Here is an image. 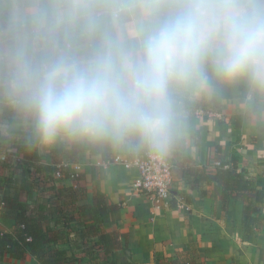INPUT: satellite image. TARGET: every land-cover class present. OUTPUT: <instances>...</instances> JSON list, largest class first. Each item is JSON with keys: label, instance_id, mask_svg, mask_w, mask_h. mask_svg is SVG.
Returning <instances> with one entry per match:
<instances>
[{"label": "clouds", "instance_id": "obj_1", "mask_svg": "<svg viewBox=\"0 0 264 264\" xmlns=\"http://www.w3.org/2000/svg\"><path fill=\"white\" fill-rule=\"evenodd\" d=\"M209 69L264 88V0H165L133 47L106 43L83 61L8 54L0 90L31 114L44 145L134 140L164 156L180 122L174 87L206 86Z\"/></svg>", "mask_w": 264, "mask_h": 264}, {"label": "crops", "instance_id": "obj_2", "mask_svg": "<svg viewBox=\"0 0 264 264\" xmlns=\"http://www.w3.org/2000/svg\"><path fill=\"white\" fill-rule=\"evenodd\" d=\"M87 1L73 0L78 7ZM121 1L125 3V0ZM162 1L156 0L152 13ZM144 2H140V6ZM0 10L8 16V22L0 25V42H6L7 32L12 28L40 31L46 26L49 10L55 14L57 23L73 17L72 9L62 8V0H0ZM114 18L119 26L116 14ZM137 21L134 18L124 27L129 31ZM98 24L103 34L101 20L96 17L94 25L97 31ZM85 48L81 46L75 50ZM214 93L221 95L220 108L211 101ZM177 94L178 97H175V93L174 97L180 99L179 104H182L177 105L180 112L177 136L185 139V150L179 152L175 145V149L167 153L179 160L173 169V201L177 203L179 197L183 199V192L192 200L187 202L183 199L176 206H172V201L169 206L156 208L136 186L140 176L138 167L125 166L121 162L109 163L100 154L85 151L79 155L78 162L87 177L81 183L89 187V200H92V175L93 167H96L107 201L122 203L119 229L127 233L132 259L138 264H152L156 258H165L168 262V259L173 261L195 255L198 256L195 264H264V226L252 234L245 233L242 227L245 203L232 200L228 211L224 212L222 200L216 194V183L201 180L198 188H192L193 175H183L181 166L182 155L194 160L200 169L208 165L207 171L215 170L216 158L232 157L237 159L239 169L254 180L257 187H264V88L254 86L247 80L226 83L214 75L209 76L206 86L196 80L183 83ZM185 120L189 122L185 123ZM188 128L194 130V134ZM76 140L79 138H61L50 148L68 145ZM32 144L38 147L41 156L43 147L49 148V145H42L39 139ZM46 150V153H51L50 149ZM143 153L135 152V155ZM114 154H118L117 149ZM127 154L133 156V152ZM69 165L75 171V163ZM12 175L0 173L2 179ZM63 180L67 184L76 183L71 179ZM3 193L8 194L9 189L4 187ZM14 229V220L2 217L0 206V232H12ZM114 256L119 261L127 258L124 250L117 251ZM3 260L7 264H39L31 255L27 256L25 262L7 256Z\"/></svg>", "mask_w": 264, "mask_h": 264}, {"label": "trees", "instance_id": "obj_3", "mask_svg": "<svg viewBox=\"0 0 264 264\" xmlns=\"http://www.w3.org/2000/svg\"><path fill=\"white\" fill-rule=\"evenodd\" d=\"M144 1L147 0H125V3L121 0H88L78 7L73 0H62V8L72 9L73 17L57 23L53 11L47 12L46 26L37 32L39 39L38 49L33 54L34 62H55L78 56L90 59L106 43L135 46L138 38L126 34L119 38L114 14L118 25L124 27L137 17L140 2ZM163 3L165 0L160 6ZM96 17L101 20L103 34L95 28ZM81 46L86 48L75 50ZM209 76H214L210 69ZM211 101L220 108V93H214ZM15 112L19 116L27 113L19 104ZM190 132L194 134V130L190 129ZM12 141L6 146L4 161L7 159L8 167L14 165V171L12 176L3 179L0 176V206L1 216L14 220L15 229L0 232L1 259L7 256L24 260L31 255L39 264H138L132 259L127 233L119 229L122 203L107 201L96 167H93V193L89 200V187L81 183L86 181V174L76 175L67 166L78 163L79 155L85 151L100 154L104 161H109L116 151L115 142L79 139L59 145L51 150L55 160L46 163L29 136ZM175 145L183 152L185 139L177 136L172 150ZM170 160L174 166L179 164L175 157ZM216 161L221 165L214 171H207L208 165L200 169L194 160L182 155L183 175H193L192 188H198L201 180L216 183V194L222 200L224 212L228 211L232 200L243 201V230L247 235L254 233L263 221L264 187H257L255 181L239 169L237 159L218 157ZM63 179L76 183L59 184ZM4 187L9 189L8 194L3 193ZM181 196L187 202L192 200L185 192ZM176 204L172 202V206ZM119 250L126 251V260L115 258L114 254ZM196 257L182 261L175 259L171 263L195 264Z\"/></svg>", "mask_w": 264, "mask_h": 264}, {"label": "rangeland", "instance_id": "obj_4", "mask_svg": "<svg viewBox=\"0 0 264 264\" xmlns=\"http://www.w3.org/2000/svg\"><path fill=\"white\" fill-rule=\"evenodd\" d=\"M155 6H156V0H149L147 2H144L142 6H139L138 16L135 17L136 20H138L137 23L133 24L132 27L129 29V31L125 27L118 26L119 38L120 39L123 38L125 34L127 36L132 34L131 36H134L138 38V40H140L144 30L147 29L151 24V15H152L151 11ZM6 21L8 22V16L6 17V13L0 10V25L6 23ZM97 27H98V32L102 34V30L100 29L99 24L97 25ZM15 29L16 28H12L11 30H8L7 32L8 38L6 39V42H0V68L3 67V63L6 60L8 54L21 53L34 61L33 54L38 49L37 40L39 39V37L37 36V32H32L30 30L23 31V30H19V29L15 30ZM64 60L83 61L84 59L78 56L77 58H67ZM182 86L183 84L174 87L173 91H175L174 92L175 97H178L177 93L182 88ZM179 100L176 99L177 105L182 106V104H179ZM16 106L17 103H14L11 98H9L6 94L3 93L2 90H0V173L1 175H11L13 174L14 171L13 170L14 165L8 167L5 162L7 159L4 161V158L6 157V153H5L6 146H8L12 140H13L12 142H17L18 140L22 138L25 139L29 136L32 143L33 142L37 143V140L39 139L35 130V124L31 114L27 112L26 114L19 116L15 112ZM64 141L66 140H63V143H66ZM50 146L51 145H49V148L46 149L51 150L52 148H50ZM46 149L44 147L42 149L43 150L42 161L46 163H52L55 160V158L52 157L51 153L48 152L46 153L47 151ZM116 149L118 153H123L124 155L125 153L127 154L132 152L142 153L147 150L146 148L140 147L137 144V142L134 140H130L123 143H116ZM166 155L169 157V159L171 158V156H169L168 154ZM75 164H78L81 167V164L79 162ZM67 166L71 168L69 164ZM80 172H82L81 169L78 171V173ZM61 183H64V180L59 182V184ZM262 218L263 221L259 229L262 228V226H264V212L262 213ZM124 252L126 253V251ZM26 259L27 257L23 261L25 262ZM181 259H183V257H180V260ZM166 261L167 260H165V258L164 259L156 258L154 259L152 264H172L171 263L172 259L170 260L168 259V262ZM0 264H7V261L0 259ZM178 264H180V262H178Z\"/></svg>", "mask_w": 264, "mask_h": 264}, {"label": "built area", "instance_id": "obj_5", "mask_svg": "<svg viewBox=\"0 0 264 264\" xmlns=\"http://www.w3.org/2000/svg\"><path fill=\"white\" fill-rule=\"evenodd\" d=\"M109 163L121 162L125 166L134 165L139 168L140 176L136 181L138 190L146 194L154 203L156 208L169 206L174 199V164L167 155L160 156L146 150L143 154L131 156L129 154H114ZM215 166L221 165L215 161ZM80 165L75 164L74 174H78ZM181 197L178 202H182Z\"/></svg>", "mask_w": 264, "mask_h": 264}]
</instances>
